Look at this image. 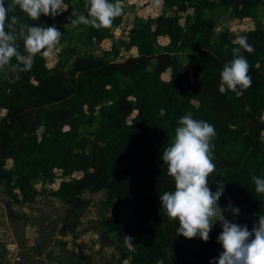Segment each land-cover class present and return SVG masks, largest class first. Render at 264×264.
Wrapping results in <instances>:
<instances>
[{
    "label": "trees",
    "instance_id": "obj_1",
    "mask_svg": "<svg viewBox=\"0 0 264 264\" xmlns=\"http://www.w3.org/2000/svg\"><path fill=\"white\" fill-rule=\"evenodd\" d=\"M161 1L162 8L143 17L141 25L127 20V39L120 42L113 31L127 19L123 2L110 28L85 25L83 43L110 41L100 54L79 53L63 65L42 50L28 71L0 70V184L20 202L34 196L35 178L49 181L69 215L62 232L75 229L89 201L83 191L102 190L107 204L134 205L131 218L107 215L99 228L101 238L113 233L111 239L122 244L121 259L130 257L126 264H210L223 251L217 242L220 222L207 242L176 234L178 221L167 217L159 201V195L175 190L161 156L180 117L191 112L207 121L216 132L208 184L213 192L216 182L225 188L219 205L231 200L239 210L264 215V195L255 192L251 179L264 178V32L253 27L240 34L255 48L243 53L252 85L229 91L220 73L238 45L227 29L215 31V19L205 14L225 8L233 17H253L264 0ZM85 3L78 0L79 16L87 17ZM8 17L5 30L15 17L17 32L23 24L45 27L53 18L41 14L33 21L18 6ZM16 43L28 61L23 39ZM121 46L129 53L121 55ZM181 53L190 72L183 70ZM17 63L14 56L11 64ZM223 215L234 223L230 214Z\"/></svg>",
    "mask_w": 264,
    "mask_h": 264
},
{
    "label": "clouds",
    "instance_id": "obj_2",
    "mask_svg": "<svg viewBox=\"0 0 264 264\" xmlns=\"http://www.w3.org/2000/svg\"><path fill=\"white\" fill-rule=\"evenodd\" d=\"M26 14L27 18L35 21L41 14L56 17L68 9L64 0H0V70L5 68L13 72L28 71L37 53L47 56L60 42L62 33L55 24L48 27L23 24L18 32L12 24L5 30L8 13L16 7ZM87 17L81 15L73 24L90 25L94 28H110L114 18L123 11L122 0H86ZM74 15V13H73ZM22 38L25 51L29 54L24 61L18 53L17 39ZM235 43L238 47L232 49L233 59L225 63L220 79L229 91H237L238 86L247 90L252 85L249 73L250 65L243 54L255 52V48L247 42V36H239ZM18 63L11 64L13 57ZM18 78V76H17ZM178 127L168 147L162 152V162L167 165V174L174 178L175 190L166 191L159 195L161 210L171 220L179 223L176 234L191 239L199 237L207 242L210 232L217 221L222 231L217 236V242L223 251L218 257H213L210 264H264V215H260L251 230L247 224L240 225L225 218L223 212L229 211L239 215V208L232 205L231 200L227 209L219 205L224 193V184L216 182L213 192L208 184L209 174L215 170L212 156V140L216 135L213 125L205 120H196L189 112L177 121ZM255 192L264 195V178L255 174L251 177ZM132 237L125 236L126 242Z\"/></svg>",
    "mask_w": 264,
    "mask_h": 264
},
{
    "label": "rangeland",
    "instance_id": "obj_3",
    "mask_svg": "<svg viewBox=\"0 0 264 264\" xmlns=\"http://www.w3.org/2000/svg\"><path fill=\"white\" fill-rule=\"evenodd\" d=\"M127 9L125 24L116 27L113 37L120 40L127 39L129 23L141 25L143 17L149 13H156L162 8L161 0H122ZM68 9L52 18L45 27L55 24L62 33L60 42L51 50L49 58L60 59V62L70 57L92 51L101 53V49L108 47L109 40L100 44H85L80 39L84 24H73L79 17L75 10L78 0H64ZM169 8H167L168 10ZM74 13V15H73ZM205 14L215 19V31L227 29L229 38L236 40L241 33L249 28H259L264 32V4L259 5L253 17H233L225 8L206 9ZM129 21L126 22V21ZM136 52L135 48L130 50ZM121 55L129 51L120 47ZM183 70L190 72L187 55L180 54ZM65 62L63 63V65ZM65 68V66L63 67ZM2 113V110H0ZM125 162L118 163L124 165ZM36 192L33 197L17 202L10 198L0 184V264H126L130 257L121 259L120 242L114 241L113 233L109 238H101L99 228L104 216L117 213L122 218H131L134 205L128 200H121L115 204L105 202L104 192L83 191L89 201L84 205L74 230L61 231L62 224L67 220L66 204L64 200L52 191V184L42 178L33 180ZM227 209V206L220 205ZM230 214L234 223L247 224L249 230L258 217L240 210L239 215ZM13 214V215H11Z\"/></svg>",
    "mask_w": 264,
    "mask_h": 264
}]
</instances>
